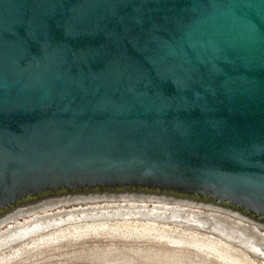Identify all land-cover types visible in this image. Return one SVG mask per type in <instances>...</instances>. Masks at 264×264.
<instances>
[{"label": "water", "instance_id": "1", "mask_svg": "<svg viewBox=\"0 0 264 264\" xmlns=\"http://www.w3.org/2000/svg\"><path fill=\"white\" fill-rule=\"evenodd\" d=\"M146 204L264 241V0H0V249Z\"/></svg>", "mask_w": 264, "mask_h": 264}, {"label": "rangeland", "instance_id": "2", "mask_svg": "<svg viewBox=\"0 0 264 264\" xmlns=\"http://www.w3.org/2000/svg\"><path fill=\"white\" fill-rule=\"evenodd\" d=\"M154 205L156 204H146L143 206H145L147 210H152V206ZM158 206H165V208L166 206H168V208L166 209L170 211L166 212L168 214H166L165 211L164 212L160 211L162 213L159 212L160 216L158 217L159 219L157 218V220H155L156 218L154 219L150 214H146L147 212L144 213L146 209L144 210L140 209L143 211V212H140L142 214V215L140 214V216L136 215L135 217L134 216L125 217L123 214H126L127 212H131V211L132 212H135V211L133 210L128 211V209L123 210L124 208L122 209L120 208V210H116L117 212L114 210L116 214H112L114 212L112 209H108L109 211L106 210L107 212H104V211L102 212V210L98 209L97 212H94V215H93V212H91L90 210L97 208V207H91V209L90 208L87 209L86 216L89 217L88 215L92 214L93 217L95 216L94 217L95 219L93 218L94 220H90L91 218H89V220L87 219L82 220L85 218L84 217L81 219L83 222L80 221V223H78L77 220H75V222L73 223L72 221H66L64 223L71 222V224L73 225L74 224L84 225L86 223H90V221L92 222L94 221V223L96 222L104 223V221H106L107 227L101 230V232L98 230V231H93L94 232L93 233L90 230L89 231L90 233H89L87 230V232H82L83 234L78 233V235L75 234L74 236H70V234L74 233L73 228L71 231V224L68 225V224L62 223V224H59L60 226L59 228V226L52 227V224H53L52 223L50 224L51 226L47 225L45 227V230L43 227L42 230H40V233L38 231L39 235L35 231L34 232L35 234L34 233H32V235L29 234L30 235V236L28 235L29 237L26 236L22 240H19V241L17 240V242L14 241L15 244L11 242L9 243L10 244L9 247H8L9 245L8 244L6 245L7 247L5 246L3 247V249H0V264H220L216 256L213 255V253L208 252V251L205 252L204 250H203L204 252L203 251L198 252L196 251V249H194V247L192 248V245H190L191 242L196 241V240L197 241L200 240L201 242L205 241L206 237L201 236L203 232L201 233L200 231L203 226L201 225L198 226V224H195L194 222H190L187 220H185L184 222V219H183V217H185L184 212H180L181 215L179 218L169 219L170 213L174 212V209L177 207L170 208V205H166V204H158ZM119 211L122 212V214ZM96 213H102L100 218H99L100 214L95 215ZM111 214L113 216H111ZM108 215L110 219L108 218ZM146 215L147 217L145 218ZM162 215L163 217L164 216L165 217L163 218ZM197 215H198V218H201V219L208 218V216L204 214L197 213ZM141 216L142 217L144 216V218L141 219ZM101 217H105V218L107 217L108 219L106 218L105 220L104 218L102 219ZM160 217L162 219H160ZM152 218L154 219L153 221H152ZM163 219H165L167 222ZM124 220L130 223L133 221V223L138 226L140 225L141 222L142 223L148 222L149 224H153L155 225L156 228L159 229L161 233L164 232L163 233L164 235L168 237H173V238L177 237L176 239H179V240L181 239L182 247H179V246L174 247L168 244L165 240L162 241L161 239L159 240V238L157 239V236H155L157 234H154V236H149V237L144 238L139 233L132 232L133 230L132 225L129 226V229L123 227L122 223ZM164 223L166 225H164ZM190 223L193 227L197 226L198 229L199 227H201L199 230L200 235L198 234L199 232L197 231H196L197 233L196 235H193V236L189 235L193 232V230H190V232L186 231V230H189L187 229L188 228L187 226H189ZM182 224H184V226ZM50 227L52 228V230ZM62 228L64 230L60 233H56L55 235L56 239L54 238L55 240L48 241V239H50L52 236H47L43 238L42 241L39 238L40 235L42 234L49 235L50 233L56 232L57 229L59 230ZM66 230H67V233L64 232ZM65 233L68 234L69 236L66 235ZM207 236H210L211 239H214V240L218 239L216 236H213L210 234H207ZM240 255L241 253L238 251H231V256L241 257ZM250 261H252V259H250ZM247 264H249V260H247ZM250 264H257V263L255 261ZM258 264H263V263H258Z\"/></svg>", "mask_w": 264, "mask_h": 264}, {"label": "bare ground", "instance_id": "3", "mask_svg": "<svg viewBox=\"0 0 264 264\" xmlns=\"http://www.w3.org/2000/svg\"><path fill=\"white\" fill-rule=\"evenodd\" d=\"M120 208L122 209V208H124L123 210H127L128 209V211L129 210H133V211H135V212H125L126 214H123L125 217L126 216H136V215H139L140 216V212H143L142 210H140V209H146V211H144V213L145 212H147L146 214H150L155 220H157V218L160 216V214H159V212L160 211H165V213L167 212V211H170V210H168V209H166V208H168V206H166V208H165V206H158V204H156V205H154V206H152V210H147V208L145 207V206H140V205H127V206H107V207H97V208H94V209H91L90 211L91 212H93V215H94V212H97V210L98 209H100V210H102V212L104 211V212H107L106 210H108V209H112L113 211L115 210H120ZM170 208H174V206H170ZM99 210V211H100ZM122 210V211H123ZM86 211H87V209L86 210H84V211H81V212H79V213H77V214H74V215H72V216H69V217H67L66 219L64 218V219H62V220H60V221H57V222H55V223H53L52 224V227H54V226H56V227H58L59 226V224H62V223H64V222H66V221H72V223L73 222H75V220H77V222L78 223H80V221H82V220H85V219H87V220H89V218H91L90 220H94L95 218V216L93 217V215L92 214H89L88 216L89 217H87L86 216ZM89 211V210H88ZM109 211V210H108ZM113 212L112 214H116V212ZM101 212V211H100ZM110 212H111V210H110ZM120 212V211H119ZM180 212H184V215H185V217H183V219H184V222H185V220H187V221H190V222H194L195 224H198V226L199 225H201V226H203L202 228L201 227H199V229H198V227L196 226V227H193L192 225H191V223H190V225L189 226H187L188 228L187 229H189V230H186V231H189L190 232V230H193V232L191 233V234H189L190 236H193V235H196L197 233H196V231L197 232H199V230H200V228H201V233H202V235L201 236H204V237H206V239H205V241L203 242H201L200 240L199 241H197L196 239V241H193V242H191L190 243V245H192V248L194 247V249H196V251H208V252H211V253H213V255H215L216 256V258H217V260L219 261V263L220 264H247V260H249V264L250 263H253V262H255L256 261V263L258 264V263H263L264 264V241L263 240H261L260 238H258L257 236H255V235H253L252 233H250L249 231H247V230H245L244 228H242L241 226H239V225H237L236 223H233V222H230V221H226V220H222V219H218V218H215V217H211V216H208V218H198V215H197V213L196 212H192V211H189V210H185V209H181V208H175L174 209V212H171L170 213V217H169V219L170 218H179L180 217ZM109 213V212H108ZM121 214H122V212H120ZM160 213H162V212H160ZM88 214V213H87ZM97 214H100L99 215V218H100V216H101V214L102 213H96L95 215H97ZM111 214V216H113ZM120 214V215H121ZM159 214V215H158ZM166 214H168V213H166ZM110 215V214H109ZM109 215H108V218H109ZM119 215V216H120ZM142 215V214H141ZM149 215V216H150ZM165 215V214H164ZM183 215V216H184ZM103 216V215H102ZM106 216V215H105ZM138 216V217H139ZM148 216V217H149ZM85 217V218H84ZM115 217V216H114ZM114 217H113V219H114ZM147 217V215L145 216V218ZM162 217H163V215H162ZM165 217V216H164ZM163 217V218H164ZM168 217V216H167ZM82 218H84V219H82ZM94 218V219H93ZM96 218H98V217H96ZM102 219L104 218L105 220H106V218L105 217H101ZM107 218V219H108ZM120 218V217H119ZM140 218V217H139ZM144 218V216L142 217L141 216V219H143ZM152 218V221L154 220ZM211 218V219H210ZM82 219V220H81ZM110 219V218H109ZM123 219V218H122ZM121 219V220H122ZM147 219H149V218H147ZM159 219V218H158ZM160 219H162L161 217H160ZM181 219V218H180ZM86 220V221H87ZM126 220H127V218H126ZM129 220V219H128ZM132 220V219H131ZM134 220V219H133ZM163 220H165V219H163ZM163 220H161V221H163ZM109 221V220H108ZM135 221V220H134ZM151 221V222H152ZM166 221V220H165ZM164 221V222H165ZM181 221V220H180ZM183 221V220H182ZM77 222H76V224H77ZM83 222V221H82ZM150 222V221H149ZM157 222V221H156ZM160 222V221H159ZM167 222V221H166ZM175 222V221H174ZM178 222V221H177ZM138 223H140V222H138ZM142 223V222H141ZM140 223V225L138 226V225H136V224H134L133 223V221L130 223V222H127V221H123V223H122V226L123 227H125V228H128L129 229V226H133V230H132V232H134V233H139L142 237H149V236H154V234H157V235H155V236H157V239L159 238V240L161 239L162 241L163 240H165L168 244H170L171 246H174V247H177V246H179V247H182V242H181V239L179 240V239H176V238H173V237H168V236H166V235H164L163 233L164 232H160L159 231V229L158 228H156L155 227V225H153V224H149L148 222L147 223H142L141 224ZM169 223V222H168ZM183 223V222H182ZM187 223H189V222H187ZM64 224H71V222L69 223V222H67V223H64ZM63 224V225H64ZM170 224V223H169ZM164 225H166L165 223H164ZM175 225V224H174ZM183 226H184V224H182ZM51 226V225H50ZM65 226V225H64ZM114 226V225H113ZM159 226V225H158ZM173 226V225H172ZM195 226V225H194ZM46 227V226H45ZM45 227H44V230H45ZM107 227V223H106V221H104V223L102 222V223H100V222H96V223H94V221L92 222V221H90V223H86V224H84V225H73V224H71V231H72V228H73V231H74V233L73 234H70V236H74L75 234H77L78 235V233H82V232H87V230H88V232L91 230L92 232L93 231H100L101 232V230H103V229H105ZM179 227H181V226H179ZM179 227H178V229H179ZM185 227H186V225H185ZM185 227H184V229H185ZM43 228V227H42ZM42 228H40V229H38V230H35L36 231V233L38 234V231H39V233H40V230H42ZM51 228V227H50ZM59 228H60V226H59ZM70 228V227H69ZM174 228V227H173ZM67 229V228H66ZM108 229V228H107ZM123 229V228H122ZM127 229V230H128ZM183 229V228H182ZM183 229V230H184ZM48 230H50V229H48ZM51 230H52V228H51ZM64 229L62 228V229H57V231L56 232H54V233H50L49 235H45V234H42V235H40V240L42 241L43 240V238H45V237H47V236H52L50 239H48V241H50V240H55L56 238V233H60V232H62ZM79 230H81V231H79ZM35 231H33V232H30V233H28V234H25V235H23V236H20V237H18V238H16V239H13V240H11V241H8L3 247H5L6 245H8L9 243H11V242H13V244H15L14 243V241L15 242H17V240L19 241V240H22L23 238H25L26 236L27 237H29L30 235L29 234H31L32 235V233H34ZM47 231V230H46ZM114 231H116V230H114ZM129 231H131V230H129ZM64 232H66L67 233V230L66 231H64ZM64 232H63V234H64ZM70 232V231H69ZM68 232V233H69ZM110 232V231H109ZM65 233V234H66ZM90 233V232H89ZM94 233V232H93ZM103 233V232H102ZM115 233V232H114ZM185 233V232H184ZM35 234V233H34ZM36 234V235H37ZM83 234V233H82ZM85 234V233H84ZM131 234V233H130ZM167 234V233H166ZM199 235H200V232L198 233ZM207 234H210V235H213V236H216L218 239L217 240H214V239H211V237L210 236H207ZM29 235V236H28ZM39 235V234H38ZM59 235H61V234H59ZM66 235H68V234H66ZM103 235V234H102ZM63 236V235H62ZM65 236V235H64ZM69 236V235H68ZM170 236V235H169ZM173 236V235H172ZM175 236H177V235H175ZM174 236V237H175ZM55 238V239H54ZM68 238V237H67ZM70 238V237H69ZM58 239V238H57ZM65 239V238H64ZM76 239V238H75ZM216 239V238H215ZM193 240V239H192ZM191 240V241H192ZM40 241V242H41ZM157 241V240H156ZM22 242V241H21ZM45 243V242H44ZM12 244V245H13ZM46 245V244H45ZM169 245V246H170ZM181 245V246H180ZM10 246V244L8 245V247ZM184 246V245H183ZM186 246V245H185ZM3 247L1 248V249H3ZM7 247V246H6ZM36 247V246H35ZM25 249V248H24ZM2 251V250H1ZM32 251V250H31ZM203 251V252H204ZM231 251H238V252H240L241 253V257H235V256H231ZM22 253V252H21ZM14 256H16V255H14ZM15 259V258H14ZM17 259V258H16ZM250 259H252V261H250ZM260 261V262H259Z\"/></svg>", "mask_w": 264, "mask_h": 264}]
</instances>
